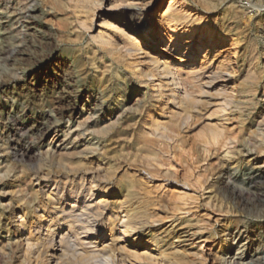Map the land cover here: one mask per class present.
Listing matches in <instances>:
<instances>
[{
  "label": "bare ground",
  "instance_id": "1",
  "mask_svg": "<svg viewBox=\"0 0 264 264\" xmlns=\"http://www.w3.org/2000/svg\"><path fill=\"white\" fill-rule=\"evenodd\" d=\"M240 1L42 0L62 30L102 18L87 65L98 72L77 83L103 88L109 117L35 152L25 132L50 131L52 115L26 124L0 102V264H264V9ZM114 134L124 145L102 146ZM32 153L34 167H17ZM207 190L238 208H214L213 194L200 208Z\"/></svg>",
  "mask_w": 264,
  "mask_h": 264
},
{
  "label": "rangeland",
  "instance_id": "2",
  "mask_svg": "<svg viewBox=\"0 0 264 264\" xmlns=\"http://www.w3.org/2000/svg\"><path fill=\"white\" fill-rule=\"evenodd\" d=\"M37 2L41 3V10L35 14L31 13V15H35V18L14 19V6L20 7V9L37 7ZM166 2L168 3L169 0H166ZM240 2L237 5L249 6L250 2H252L257 4L254 8L264 9V0H241ZM252 14H254L253 17L256 19L258 16L257 11H252ZM62 18L63 14L59 11L48 14L47 7L42 0H33L32 2L0 0V102L8 101L11 106L20 104L17 114H20L21 122L26 124H32L37 121L38 117L43 119L45 112L52 115L44 118L45 123L51 126L50 131L45 130L44 127L42 130L27 128V132H25L24 144L35 150V152L36 150H45L47 152L50 149L48 143L56 133L64 135L68 130H72L69 137L72 136L74 130L78 129L77 125L80 121L87 122L88 119L91 121L98 116H102L104 119L109 117V111L106 110L110 107L106 103L103 104L105 99L103 97H95V92L100 91L101 94L103 88L96 85L92 88V91H89V85L79 86L77 83V80L83 77L82 72L88 69L89 52L93 48L95 50L98 49L92 36L101 29L99 25L102 18H96V24L90 30L81 29L77 22H73L71 26L69 25L62 30L59 27L63 22ZM31 19L33 20L30 21ZM73 30L80 33L78 40L74 38ZM259 51L263 53L261 61L264 62L263 42L259 44ZM77 57L82 59L80 64L76 62ZM94 71L97 70L88 69L86 73H89L91 77ZM65 72L70 74V79L64 77ZM132 104L136 105L137 100ZM263 109L264 107L259 111H263ZM122 117V114L118 115L114 120L119 119L122 121ZM251 124L252 122L249 125ZM86 133L79 135L74 144L90 143L92 141L91 135H88V132ZM113 136L111 135L112 138L102 142V146L124 145L125 141L123 139L115 134ZM98 140L95 139L93 142H98ZM71 147L72 145L70 144L66 148L64 145L60 146L57 154L67 151ZM46 152L45 154H47ZM40 156L37 153H32L30 157L18 160L16 165L19 168L34 167L38 163ZM3 159L4 156L1 155L0 161ZM15 180V176L9 178V181ZM17 189L14 186V192ZM206 192L200 198V208H205L206 198L210 194H213V203L218 204L214 208L228 209L230 215L232 210L235 211V208H238L235 201L224 197L221 193L208 190ZM11 197L12 194L8 193L4 203H10ZM206 208L211 207L206 206ZM246 219L249 220L248 216L243 217L244 221ZM236 227V224H233L232 229H228L229 233H236ZM239 238L230 241V246L231 242L234 243L232 246L234 251H237L239 244L245 240V237ZM225 243V240H222V244L225 245Z\"/></svg>",
  "mask_w": 264,
  "mask_h": 264
}]
</instances>
